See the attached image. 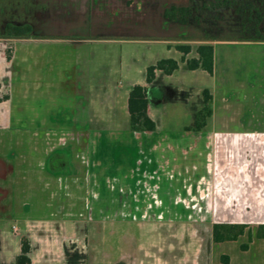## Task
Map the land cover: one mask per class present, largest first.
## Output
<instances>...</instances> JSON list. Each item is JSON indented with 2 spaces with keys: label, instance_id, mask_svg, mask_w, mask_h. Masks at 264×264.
I'll list each match as a JSON object with an SVG mask.
<instances>
[{
  "label": "rangeland",
  "instance_id": "1",
  "mask_svg": "<svg viewBox=\"0 0 264 264\" xmlns=\"http://www.w3.org/2000/svg\"><path fill=\"white\" fill-rule=\"evenodd\" d=\"M220 1L211 0V6H217ZM230 1L232 6L229 10L237 16L238 20L242 14L252 18L253 22H256L257 14H250L252 6L257 2L264 5V0ZM108 2L111 6L116 4L113 0ZM99 3L102 1L94 0L91 9L87 8L86 24L95 16L103 22L102 16L105 10L98 8ZM111 8L109 7V10ZM218 12L221 13V11ZM111 14L116 13L112 11ZM261 16H264V11ZM78 19L80 18L72 22L76 23ZM65 20L63 18L61 22H53L51 25L64 27ZM69 20L68 25H70ZM220 24L221 26H216L213 30L214 34L195 33L185 38L197 40L202 36L204 38L236 36L235 33L221 32L224 21H220ZM197 25L202 26L199 27L201 32L208 31L201 20L195 24V27ZM248 34L247 32L245 35L252 36ZM75 36L78 35H69L71 39L77 40L76 38L79 37ZM108 36L106 39L96 38L92 34L81 36L83 38L81 43H75L74 40L63 36L47 37L37 43L27 41L17 43L15 46L17 55L14 61L13 94L10 96V80L4 82L3 87L0 82V88L2 87L0 101L10 100L5 102V105L10 106L12 126L17 129L0 131V134H3L5 142H13L18 149L19 175L23 178L20 187L27 191L29 182L32 188L27 194H22V199H26L29 203L24 212L31 217L55 213V208L50 210L42 205L50 202L49 193L55 187L51 186L53 183L50 182L51 188L46 190L45 179L40 180L42 177L36 172V167L38 160L42 158L40 156H44L45 148L49 146L43 141V137L46 134V138L49 139L47 133H51V139L56 137V133L62 132L57 130L59 126L96 128L97 125L93 123H99L100 127L106 128L104 131L99 130L101 136L97 137L99 141L97 145L93 142L95 135L91 136L90 148L88 154L86 153L90 160L105 159L102 161V167L97 168L103 169V172L100 171L103 178L99 180H103V188L107 193L100 200L94 199L93 195L89 194L87 200H91V205L96 204L97 201L102 204L109 202L114 186V191H117L119 187L125 189L133 186L136 180L139 182L146 180L150 184L157 182V180L153 182L151 178H145V169L138 163V160L145 161L144 156L149 157L151 154L149 139L147 134L135 136L130 132L126 103L131 88L145 79L147 67L151 63L164 57L176 58L179 53L174 49L168 51L165 43L153 39H134L117 34ZM234 51L232 49L231 53ZM12 55L13 48L10 45L7 57L10 59ZM192 55L197 56V49L192 50ZM212 81L210 75L202 70L191 71L185 66H180L166 83L156 82L155 88L160 87L159 92L163 95L155 97L151 94V102H153L156 119L165 128L163 132L180 136L183 129L179 127L186 124L193 125L197 111L203 106V91L200 88L210 86L213 84ZM211 127L209 126L208 129L212 130ZM34 132L41 136H36ZM89 132L93 134L95 130L92 129ZM225 137L228 141H224ZM184 139L193 141L195 136H185ZM230 139L231 135L221 134L214 147L216 151L214 148L213 151L210 150L212 152L210 160L217 161L213 170L216 174L214 181H217L223 189L228 190V187H231L230 195L232 196L229 204H225L223 199L220 201L223 209L213 211L212 217L214 220L228 222L238 218L239 212L242 214L252 212L260 215L259 219H263L264 205L261 207H253L251 203L245 205L240 202V197L231 193L233 191L231 184L236 181L230 182L228 173L235 172V167L229 165L228 161L235 164L239 158L235 154L239 145L235 146ZM184 160L186 162L187 159L184 157ZM70 162L68 157V168L71 167ZM52 164L53 170L58 169L55 161H52ZM93 164L94 162H91L92 166ZM170 167L172 168L173 165ZM132 172H136V176ZM188 174L185 173L184 180ZM194 174L193 172L189 174L192 179L187 178L189 181L185 184L179 183V180H183L181 177L172 181L166 179L162 184V186L164 183L171 185L170 189L177 193L176 199L179 198L182 202L181 206L185 209L163 208L157 211L156 217L152 219L146 217L145 209L134 211L128 220L107 218L109 213L105 212H101L92 219L90 211L87 212L83 206L81 214H84L86 220L72 227L83 236V247L76 251L77 256L72 252L69 260L72 263L80 262L79 264H115L118 260L126 263L127 260L123 257L130 255L134 258L133 264H222L225 260L221 259L220 255L225 252L231 257V264H264V251L261 247H253L250 252L245 253L240 248L242 239L216 243L212 238L213 223L192 219L193 211L200 212L203 209L202 204L198 202V192L196 189L192 192L193 188L190 187L198 184L197 176L195 177ZM237 183L240 184L241 180L237 179ZM138 188H141L138 190L141 198L145 192L143 187ZM149 197L151 203H158L160 197L158 189L153 188ZM209 197L210 195L207 194L199 199L207 203ZM194 201L201 206L188 208L184 204L189 202L192 207ZM13 212L16 221H5L2 232L4 241L1 242L0 238V264H15L13 251L17 249L22 236L27 235L24 222L18 219L21 218L18 213L21 214L22 210H13ZM167 213H170L171 218L167 216ZM202 215L201 219L204 213ZM206 217L208 218V215ZM13 225L19 227V234H14ZM258 231H260L259 225L251 228L253 237L257 236ZM244 235L250 242L247 229ZM174 247H176L175 250Z\"/></svg>",
  "mask_w": 264,
  "mask_h": 264
},
{
  "label": "crops",
  "instance_id": "2",
  "mask_svg": "<svg viewBox=\"0 0 264 264\" xmlns=\"http://www.w3.org/2000/svg\"><path fill=\"white\" fill-rule=\"evenodd\" d=\"M93 1L0 0V35L4 33L8 23L30 25L33 27L34 35H36L34 36L36 38L25 39L0 37V82L3 87L4 82L10 80V96H12L14 89L13 71L15 69L14 61L17 55L15 46L17 43L27 41L37 43L47 37L63 36L71 39L69 35H78L75 36L79 37L76 38L77 40H71H74L75 43H81L83 42L81 36L85 37L92 34L96 38L106 39L110 34H117L134 39H153L165 43L168 51L174 49L179 53L178 57H173V59L179 61V67H186V63L182 61L183 52L176 48L178 44L187 42L191 45L192 49L186 55V58L197 57L198 54L197 56L192 55V50L197 49L200 44H212L214 48L213 75L202 69L191 71L202 70L212 78L213 84L201 87L200 90L209 89L211 92L213 114L208 119L206 126L200 131L189 130L187 127L191 125L186 124L179 127V129H183L180 136L175 133L170 135L168 132H163L165 128L162 127L163 125L160 124L156 119V114H154L151 94L155 97H162L163 93L159 92L160 87L155 88L156 82L166 83L179 68L171 74H164L162 71L157 70L152 83H147L145 74V79L137 84L148 87V114L156 122V130L134 131L130 128V132L135 136H140L142 133L147 134L151 154L149 157L144 156L145 161L138 160V163L141 166L143 165L145 169V178H151L153 182L155 180L157 182L150 184L146 180L144 182L136 180L133 182V186H129L130 189H120L119 187L117 191H114V186L112 198L109 202L102 204L97 201L96 204L92 205L91 200H87L89 194H92L94 199L100 200L107 193L103 188V180H99L103 178L102 173H100V171L103 172V169H98L100 166L102 167V161L105 159L93 158L90 160L86 153L88 154L90 148L91 136L95 135L93 142L97 145V142H99L97 137L101 136L99 130L104 131L106 128L93 122L97 125L96 128L79 126L65 128L59 126L57 129L55 127L62 132L56 133V137L53 139L50 138L51 133H47L49 139L46 138L45 134L43 141L49 146L45 148L44 156H40L42 158L38 160L36 167V172L42 177L40 180L45 179L46 190H50L51 186L55 187L49 193L50 202L42 204L50 210L55 208V213L39 217H31L24 212L29 203L26 199H22V194H27L32 188H30L28 182L27 191L21 189V179L23 178L19 175L20 165L17 156L20 155L18 149L13 142H5L6 139L1 133V242L4 241L2 232L5 221L15 220L13 210L18 211L21 209L22 213H18L21 218L18 219L24 222L27 232V235L22 236V238H28L31 244V264H79L80 262L72 263L69 260V255L73 252L77 256L76 251L83 247V236L72 228L86 220L84 214H81L83 206L87 212L90 211L92 219H95L96 215L101 214V212H105L109 213L107 218L128 220L134 211L140 209H145L147 212L146 217L152 219L156 217L157 211L160 209L170 210L182 207V202L179 201V198L176 199L177 193L170 189L171 185L164 183V186H162V184L166 179L172 181L177 177L183 179L179 180V183L183 182L185 184L189 181L188 179H192L189 175L191 172L195 173L194 175L197 176L198 180L197 186H190L193 188L192 192L196 189L199 198L207 194L210 195L207 203L198 198V202L202 204L203 209L199 210L200 212H192L191 217L193 220L199 222L207 220L212 222L213 225L215 223L246 224L249 229L254 228L256 225H264V218L259 219L260 215L252 212L246 214L239 212L237 213L238 218L228 222L213 219V211L223 209L220 201L223 199L225 204H229L232 201V196L230 195L231 187H228V191L226 188L223 189L217 181H214L216 174L213 170H215L214 164L217 161L212 162L210 160V156H212L210 150L213 151L212 149L216 147L218 136L220 137L221 134L231 135L230 141L235 146L239 145L235 151V154L239 157L235 164L228 161L229 165L235 167V172L228 173L230 182L236 181L231 184L233 190L231 193L240 197V202L245 205H250V203L253 204V207L264 205V16H261L264 5L257 2L251 8L250 14H257L256 22H253L249 16L241 14V25L238 30L237 28L233 30L235 33H240L238 36L209 40L190 38V40L184 41L185 37L195 33L192 32L189 25L167 18L165 10L170 6L188 7L194 3V0H113L116 3L113 6L109 4L108 0H98L99 2L102 1L98 4V8L105 10L102 16L103 22L95 16L93 20L88 18L90 21L86 24L85 12L87 8L91 9ZM109 7L112 8L109 10ZM112 11L116 14H111ZM63 18L66 19L64 27H57L56 24L55 26L51 25L53 22H61ZM77 18H80L78 19L80 21L72 22ZM68 19H70V25H68ZM247 32L248 35L252 36H246ZM10 45L13 48V55L9 59L7 51ZM232 49L235 51L231 53ZM160 59L150 65L155 64ZM7 101L10 100L0 101V131L17 129L12 126L11 109L10 106L5 105ZM126 108L129 117L128 98ZM209 126H212L213 132L208 129ZM92 129L95 130L93 134L89 132ZM48 130L51 129L48 128ZM34 134L41 136L35 132ZM185 136H195V139H192L193 141L185 140ZM224 141H228V138L225 137ZM68 157L71 161L70 168H68ZM184 157L187 159L186 162L189 163L185 162ZM58 160H61V163L56 162L58 169L53 170L52 161ZM91 162H94L93 166ZM146 164L149 166L147 167ZM170 165H173V167L171 168ZM132 173L136 176V172ZM185 173L189 174L188 179L185 178L184 180ZM237 179L241 180L240 184L237 183ZM138 187H143L145 192L141 198L139 195L141 193L138 192L141 188ZM153 188L158 189L160 196L159 202L156 204L151 203L149 197ZM193 198L195 199V197ZM198 202L194 201L192 207H190L189 202L183 203L188 208H198V205L201 206ZM182 209H185V207H182ZM58 210L60 213L57 214L56 211ZM203 213L204 219H201ZM167 216L171 218L170 213H167ZM19 230L18 226L13 225L15 235L19 234ZM241 239L240 248L243 252L248 253L256 246L261 247L264 251V237L256 236L249 242L243 234L237 240L227 241H239ZM242 244H248L249 246L243 250ZM175 248L173 249L175 250ZM20 251L21 240L18 242L17 249L13 251L15 264ZM223 256L229 257L228 264H231V257L225 252L220 255V258L223 259ZM123 258L127 260L126 263L118 260L115 264L135 263L134 258L130 255Z\"/></svg>",
  "mask_w": 264,
  "mask_h": 264
},
{
  "label": "trees",
  "instance_id": "3",
  "mask_svg": "<svg viewBox=\"0 0 264 264\" xmlns=\"http://www.w3.org/2000/svg\"><path fill=\"white\" fill-rule=\"evenodd\" d=\"M171 17L170 12L166 13ZM6 37L8 38H33V28L30 25H8L6 30ZM188 41L190 39H183ZM178 50L183 52L182 61L186 63L189 70L202 69L207 71L210 75L214 72V48L210 43H202L197 47V57L186 58V55L191 51L192 47L189 43L178 44ZM179 68V61L173 58H162L155 64L148 66L146 70V81L152 83L155 78L157 70L164 74H171ZM213 97L209 89L203 90V106L196 113L193 125L188 126L187 129L200 131L202 130L213 114L212 108ZM148 87L141 84H135L131 88L128 97V110L130 128L134 131L156 130V122L148 114ZM260 231L257 237H264L263 225H260ZM248 229L249 240L253 239L251 229L246 224H227L215 223L212 228V238L214 242H222L227 240H237ZM244 250L248 248V244H242ZM31 244L28 238L21 239V251L17 257L16 264H31ZM224 262H228V257L223 256Z\"/></svg>",
  "mask_w": 264,
  "mask_h": 264
},
{
  "label": "flooded vegetation",
  "instance_id": "4",
  "mask_svg": "<svg viewBox=\"0 0 264 264\" xmlns=\"http://www.w3.org/2000/svg\"><path fill=\"white\" fill-rule=\"evenodd\" d=\"M232 1L230 0H221L217 6H211V0H194V3H192L188 7H178V6H170L165 10V15L167 18H169L172 21H178L185 23L189 25L190 29L194 33L198 34H214L216 29V26H221L220 21H224L223 31L221 32H227V33H235L233 30L234 28L239 29L241 25V18L238 20L237 16H235L231 10H229L230 6H232ZM218 11H221L218 12ZM167 12H170L171 17L167 16ZM223 13V15H222ZM221 14V15H220ZM201 20V22L205 25L207 32H201L199 30V27L202 26L197 25L195 27V24L198 23V21ZM8 25H15L13 23H8L5 27L4 33L0 35L1 38H8L6 37V30ZM25 25V24H24ZM15 26H21V25H15ZM33 28V27H32ZM217 33V32H216ZM220 33V32H219ZM236 35H239L240 33H235ZM34 35V30H33ZM204 40H209L213 38H204L203 36L200 37ZM218 39H224V38H218ZM58 164L61 163V160L55 161Z\"/></svg>",
  "mask_w": 264,
  "mask_h": 264
}]
</instances>
